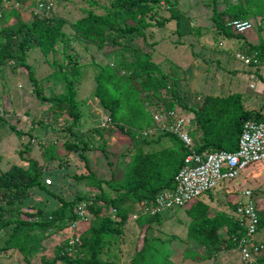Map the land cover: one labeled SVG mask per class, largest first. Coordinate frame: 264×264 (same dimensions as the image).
<instances>
[{
	"label": "trees",
	"instance_id": "16d2710c",
	"mask_svg": "<svg viewBox=\"0 0 264 264\" xmlns=\"http://www.w3.org/2000/svg\"><path fill=\"white\" fill-rule=\"evenodd\" d=\"M16 1L26 4L29 0ZM251 2L258 7V11L244 6V3L249 6ZM1 3L2 0L0 5ZM244 3L240 2L222 11H218L213 6L211 17L218 33L242 43L248 40L246 33L253 28V25L244 33H236L231 28L230 22L246 20L248 16L254 18L264 13V5L260 0H244ZM92 4L97 5L95 2ZM162 5H165L170 13L168 17L160 14ZM176 5V2L172 3L170 0H111L108 6H100V9L104 11L103 15L89 11L75 23L80 31V39L94 42L98 48L108 43L120 52L119 59L115 60L117 68L107 64L97 66L94 63L98 67L94 77L96 83L94 95L101 108L107 112L106 119H109L111 127L108 129L103 126L96 127L92 134L83 132L79 128L81 113L76 98L77 85L80 82V67L76 64L59 63L56 45L65 43V35L62 31V21L44 14V11L51 10V5L47 2L39 4L41 12L36 13L34 4L30 2V11L34 12L31 22L21 19L19 9H11L10 13L4 15V21L15 18L16 20L14 24L0 30V68L5 65L24 68L29 80L35 86L33 92L37 98L50 105L49 109L53 111L55 117L65 118L63 128L58 127V130H65L66 138L69 137V139H66L59 152L53 145L45 148V159L58 160L62 158L60 152L65 154L79 152L88 175H75L74 178L79 181L86 179L89 184H95L99 189L103 181L96 178L94 171L89 168V163L83 157V153L90 148L91 137L97 135L102 140L99 148L112 172L111 182H105L116 192V195L108 197L96 193L86 198L78 194L74 199L67 201L47 190L49 195L58 200L59 206L51 211L38 210L35 213H29L28 220L12 218L0 221V231L14 224L0 252L17 249L29 257L33 256L42 248V239L77 219L76 209L79 203L85 200L88 211L101 222L82 232L78 237V243L70 245L66 240L64 245L55 252L53 258L43 257L41 264H118L114 262L115 259L109 262L101 258L103 250L113 242V234L121 232V228L129 220L128 214L134 213L135 204L152 202L157 195L175 186V175L189 153L177 136L157 128L151 116L152 112L180 108V111L192 116L193 127H191L190 135L194 149L198 152L234 151L243 122L249 119L264 120L263 109L256 111L246 109L241 102L240 94H227L223 97L205 96L200 105L195 107L183 103L176 79L163 73L153 62L149 52L142 51L139 40L146 42L147 28L165 27L167 23L175 20L176 34L180 35L182 25L188 26L187 20H180L179 16L173 12ZM246 44L247 47H245ZM246 44L240 46L239 53L253 56L256 63L252 62L251 65H261L264 60V43ZM35 49L40 50L44 57L51 56L50 60L48 59L49 63L54 68L55 80L64 85V93L59 95L51 93L46 96L39 87L32 66L27 63V52ZM61 53L63 58L67 59L66 48ZM1 104H4L3 98L0 100ZM0 121L4 120L0 117ZM147 130H154L159 134L155 138L152 137L155 132L152 135L143 136L142 132ZM12 131L17 137L27 134L15 127H12ZM116 132L118 137L125 136L129 139L132 149L125 150L124 153L117 155L116 159L108 160L104 137ZM161 138H167L170 145L166 147L161 143V149L157 151L149 153L143 151V145L159 143ZM20 144L23 149H20L17 155L21 162L27 163V166L13 164L6 171L0 170V203L4 199L8 203L16 201L26 196L33 188L42 190L46 188L42 184L39 162L29 157L32 152L30 142L21 141ZM121 156L123 158L127 156L128 160L125 161ZM118 164H124V167ZM115 173H118V178ZM45 185L47 186L46 183ZM240 199L244 197L241 195ZM100 202H102L101 205H96ZM227 202L234 210L236 207L234 201ZM109 207L116 210L118 222L114 223L109 216H106ZM182 208L189 219L188 242L185 245L190 243L198 247L195 250H185V253L181 251L182 257L184 255V258L202 262L216 257L224 250H236L238 239L245 234V229L240 227L234 217H229L223 212L212 213L210 205L204 203L200 197L186 203ZM3 211L0 205V214ZM102 213L104 215L100 217ZM163 213L144 214L137 218V223L140 228L143 227L145 235L143 247L137 254L136 264H175V259L171 256L177 252L173 247V242L177 238L171 236L163 241L159 237L151 239L147 236L152 228L151 225L154 222L160 223ZM113 225L116 227L114 228ZM70 248L74 250L73 258L69 254ZM252 264H264V250Z\"/></svg>",
	"mask_w": 264,
	"mask_h": 264
},
{
	"label": "rangeland",
	"instance_id": "374dc122",
	"mask_svg": "<svg viewBox=\"0 0 264 264\" xmlns=\"http://www.w3.org/2000/svg\"><path fill=\"white\" fill-rule=\"evenodd\" d=\"M110 1L29 0L26 4H20L16 0H2L0 5V30L15 23L16 18L10 21L3 20L4 15L10 13L11 9H19L21 19L25 22H31L34 12L31 13L30 11V2L34 4L36 13L41 12V7L38 5L47 2L51 5V10L44 11V14L62 21L65 43L56 45V53L60 59V64H76L80 67V82L77 85L76 98L81 113L79 128L88 134H92L96 127L103 126L106 129L111 127L110 123L105 121L108 116L107 112L101 108L94 95L96 85L94 77L97 74L98 65L107 64L117 68L115 60L119 59L120 52L115 46L108 43L102 48H98L94 42L80 39V31L75 23L86 16L89 11L103 15L104 11L100 9V6H108ZM170 1L177 3L173 12L179 16L180 20H187L188 26L182 25L180 35L176 34L175 20L167 23L165 27L147 28L145 32L146 42L139 40V47L142 51L151 54L153 62L163 73L176 79L178 92L183 103L195 107L199 106L205 96L223 97L227 94H240L241 102L246 109L253 111L263 109L264 111V60L261 65L254 66L245 65L235 57L240 52L239 48L242 44L258 45L261 42L264 43V13L254 16V18L252 16L246 18L252 23L253 28L246 33L248 40L246 39V42L242 43L218 33L211 17L213 6L218 11H222L240 2L244 3V0ZM260 1L264 5V0ZM94 2L97 5H93ZM244 6L253 11H258V7L252 2L249 6L244 3ZM160 11L164 17L170 15L165 5H162ZM64 48L67 50V59L63 58L61 53ZM50 58L51 56L44 57L38 49L27 52V63L32 66L39 87L42 88L46 96L51 93L57 95L64 93V85L55 80L54 68L49 63ZM68 61L70 62L68 63ZM13 67L5 65L0 68V100L3 98L4 102L3 105H0V117L4 120L0 121V170L6 171L13 164L26 167L27 163L19 160L17 152L23 149L20 144L21 141H29L32 149L29 157L39 162L42 171V184L46 188L45 190L33 188L29 190L26 196L11 203L4 199L0 203L4 209L0 214V221L12 218L28 220L27 214L29 213L56 209L59 202L49 195L47 190L67 201L74 199L78 194H82L86 198L92 197L96 193L114 197L116 192L105 182L110 181L112 172L99 148L102 140L97 135L91 137L90 148L83 153V157L89 163V168L94 171L96 178L103 181L99 189L95 184H89L86 179L79 181L74 178L75 175H88L79 152L69 154L60 152L62 158L58 160L48 161L45 159V148L53 145L59 152L62 150L66 139H69V137L66 138L65 130H58L63 128L65 118L55 117L56 115L49 109L50 105L37 98L33 92L35 86L29 80L28 73L24 68ZM50 79L51 81H49ZM176 109L180 111V108ZM180 112L188 114L183 111ZM12 127L27 134L23 137H17L13 133ZM114 134L104 137L105 147L109 155L108 160L116 159L117 155L119 156L127 149H132V144L128 138L125 136L118 137L117 132ZM158 134L155 132L152 137L155 138ZM161 143L166 147L170 145L167 138H161L159 143H152L150 146L143 145V151L145 153L157 151L161 149ZM123 159L127 161L128 157ZM118 165L124 167V164ZM115 176L118 178V173H115ZM46 179L51 181L50 185L45 182ZM246 188L251 189L255 194L256 211L261 218V225L253 238L255 242L264 245L263 168L254 165L249 166L237 179L220 182L214 189L202 194L200 199L210 205L212 213L223 212L229 217H234V210L227 201L231 202L232 200L231 203H233V201L240 200L241 193ZM101 204L102 202L96 205ZM87 205V202L82 200L76 209L77 219L73 225L64 226L61 230H57L47 238L42 239V248L36 254L29 257L17 249L0 252V264H41L43 257L46 259L53 258L55 252L64 245L66 240L70 242L71 239L79 237L92 225H98L101 222L88 211ZM139 205L140 203L134 205L136 206L133 210L134 213L128 214L129 220L121 228V232L113 234V242L101 253L102 259H107L109 262H113L115 259L114 262L118 264L137 263V254L143 247L145 235L143 227L140 228L137 223V218L144 215L141 214ZM134 214L138 215L136 219L133 217ZM103 215L102 213L100 217ZM106 216H109L114 223L119 221L113 207L107 209ZM188 224L189 219L184 213V208H173L164 211L160 223L154 222L147 236L151 239L159 237L163 241L171 236L176 237L177 240L173 242V247L176 248L177 252L171 256L172 259H175V264H246L241 261L237 248L231 251L224 250L216 257L202 262L184 258V255L182 257L181 251L185 253V250L198 248L190 243L185 245L188 242ZM13 227L14 224H11L0 231V248L9 238ZM113 227L116 226L113 225ZM69 254L73 258L74 250L70 248Z\"/></svg>",
	"mask_w": 264,
	"mask_h": 264
},
{
	"label": "built area",
	"instance_id": "2783aa9c",
	"mask_svg": "<svg viewBox=\"0 0 264 264\" xmlns=\"http://www.w3.org/2000/svg\"><path fill=\"white\" fill-rule=\"evenodd\" d=\"M230 26L236 33H244L252 28L248 20H236L230 22ZM235 57L245 65L256 63L253 56L237 53ZM151 116L160 131L177 136L189 153L175 175V186L157 195L154 201L141 203L139 205L141 214L156 215L173 208L183 207L186 203L214 189L220 182L237 179L249 166L254 165L264 169V120L249 119L243 122L234 151L198 152L194 149L190 135L192 123L190 117L177 110L152 112ZM105 121L108 122L109 119ZM154 132V130H147L142 132V135H152ZM45 182L48 185L51 184L49 179ZM241 195L244 199L234 201L236 204L234 219L240 227L245 229V234L238 239L237 249L241 260L252 264L264 250V245L255 242L253 238L260 225V218L256 211L253 191L246 188ZM137 216L134 214V219ZM75 238L70 240V245L79 242L78 236Z\"/></svg>",
	"mask_w": 264,
	"mask_h": 264
},
{
	"label": "crops",
	"instance_id": "0c3cea01",
	"mask_svg": "<svg viewBox=\"0 0 264 264\" xmlns=\"http://www.w3.org/2000/svg\"><path fill=\"white\" fill-rule=\"evenodd\" d=\"M200 105V104H199ZM191 106V105H190ZM178 112H180V111H178ZM181 113V112H180ZM186 115V114H185ZM186 116H188V117H192V116H190V115H186ZM191 121H192V123H191V127H193V120L191 119Z\"/></svg>",
	"mask_w": 264,
	"mask_h": 264
},
{
	"label": "clouds",
	"instance_id": "9594fccd",
	"mask_svg": "<svg viewBox=\"0 0 264 264\" xmlns=\"http://www.w3.org/2000/svg\"><path fill=\"white\" fill-rule=\"evenodd\" d=\"M141 204V203H140ZM259 228V227H258ZM242 261V260H241ZM243 262V261H242Z\"/></svg>",
	"mask_w": 264,
	"mask_h": 264
}]
</instances>
